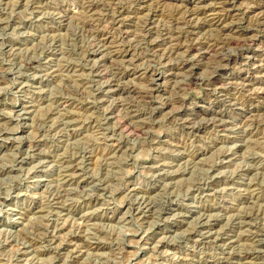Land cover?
Here are the masks:
<instances>
[{"label": "rangeland", "instance_id": "374dc122", "mask_svg": "<svg viewBox=\"0 0 264 264\" xmlns=\"http://www.w3.org/2000/svg\"><path fill=\"white\" fill-rule=\"evenodd\" d=\"M114 1L0 0V264L264 263V76L239 90L264 64V0ZM216 18L233 42L200 59ZM169 30L176 53L154 45ZM183 57L200 64L169 76Z\"/></svg>", "mask_w": 264, "mask_h": 264}, {"label": "bare ground", "instance_id": "6f19581e", "mask_svg": "<svg viewBox=\"0 0 264 264\" xmlns=\"http://www.w3.org/2000/svg\"><path fill=\"white\" fill-rule=\"evenodd\" d=\"M116 1V0H115ZM114 1V2H115ZM146 1H152V0H142L141 2H146ZM155 1V0H154ZM157 1H160V0H157ZM185 1V0H184ZM184 1H182V2H184ZM201 1V0H200ZM199 1V2H200ZM156 2V1H155ZM88 3V2H87ZM93 3H95V2H93ZM92 3V4H93ZM97 3V2H96ZM111 3V2H110ZM109 3V4H110ZM150 3V2H149ZM157 4L159 3V2H156ZM98 4V3H97ZM100 4V3H99ZM103 4V3H102ZM105 4V3H104ZM108 4V3H107ZM117 4H119V3H117ZM151 4V3H150ZM153 4H154V2H153ZM218 4L220 5V9L222 8V10L224 11L226 8H225V2H220V1H218ZM90 5V4H89ZM174 5V4H173ZM84 6H88V4L87 5H84ZM114 6H117V5H115L114 4ZM122 6V5H121ZM144 6V5H143ZM151 6H153V5H151ZM179 6V5H178ZM180 6H182L181 4H180ZM180 6H179V8H180ZM184 6V5H183ZM216 6V5H215ZM148 7V6H147ZM157 7V6H156ZM204 7V9H205V6H203ZM90 9H91V7H89ZM115 8V7H114ZM113 8V9H114ZM117 8V7H116ZM140 9V8H139ZM211 10H213V12H215L216 10H217V8H210ZM88 10V9H87ZM155 10H157L156 8H155ZM175 10V9H174ZM219 10V9H218ZM227 10V9H226ZM114 11V10H113ZM161 11V10H160ZM204 11V10H203ZM202 10H201V7L200 8H198V9H196L195 8V10H193V14H196V13H201V12H203ZM94 13L95 12H100V11H93ZM118 12H120V10H118ZM136 12V11H135ZM138 12H141V10H138ZM175 12V11H174ZM222 12V11H221ZM220 12V13H221ZM228 12V11H227ZM92 13V12H91ZM101 13V12H100ZM104 14H105V12H103ZM102 13V14H103ZM216 14H217V11L215 12ZM219 13V12H218ZM224 13V12H223ZM222 13V14H223ZM97 14V13H96ZM103 14V15H104ZM114 14V13H113ZM260 14V13H259ZM98 16V15H97ZM96 16V17H97ZM217 16V15H216ZM114 17H116V15L114 14L113 15V18ZM130 17V16H129ZM92 18V17H91ZM94 18V17H93ZM92 18V19H93ZM112 18V17H111ZM174 18V17H173ZM257 18V17H256ZM255 18V19H256ZM262 18V17H261ZM96 19V18H95ZM98 19V18H97ZM179 19V18H178ZM178 19H177V21L175 20L174 21V23H173V29H175V32L177 33V34H180V29L182 28H185L186 29V32H188V33H192V32H194V31H196V30H198V29H200V28H202L203 27V25L201 24V23H199L198 24V22H197V24L195 23H191L190 21L189 22H187L184 26H180V22L178 21ZM222 18H216V22H215V24H213L214 25V29L213 30H216L217 31V33L219 34V35H222L223 36V41L221 40V37L220 36H217V37H220V39H218V40H215L214 42H211L207 47H205V49H203V51L202 52H200L199 53V56L198 57H200V59H202L203 57L205 58L206 57V55L205 54H207L208 53V51L212 48V47H220L219 49L221 50V49H223V47H225L226 45H228V44H230V43H232L233 41V37L232 38H228L227 40H225L226 38H224V36H227V35H229V34H231L232 33V31H234V29H233V24H232V22L231 23H227L225 20L223 21V20H221ZM254 19V18H253ZM257 19H259V18H257ZM94 20V19H93ZM96 21V20H95ZM98 21V20H97ZM146 21H147V19H146ZM145 21V22H146ZM259 21V20H258ZM264 21V20H263ZM91 22V21H90ZM89 22V23H90ZM94 22V21H93ZM144 22V21H143ZM148 22V21H147ZM88 23V24H89ZM253 23V22H252ZM258 23H261V22H258ZM145 25H146V23H144ZM171 24H172V22H171ZM90 25V24H89ZM93 25V24H92ZM144 25V26H145ZM255 25V24H254ZM96 27V26H95ZM94 27V28H95ZM89 29H90V27H88ZM93 28V30H95ZM100 28V27H99ZM145 28V27H144ZM259 28V27H258ZM261 28H263V27H261ZM165 29V28H164ZM163 29V30H164ZM233 29V30H232ZM97 30V29H96ZM172 30V29H171ZM184 30V29H183ZM99 31V30H98ZM145 31H146V29H145ZM158 31V30H157ZM170 31V30H169ZM172 31H174V30H172ZM237 31V30H236ZM91 32V31H90ZM95 32V31H94ZM103 32V31H102ZM124 32V31H123ZM147 32H153V27H149V23H147ZM160 32V31H159ZM229 32V33H228ZM235 32V31H234ZM233 32V33H234ZM185 33V32H184ZM105 34V33H104ZM144 34H146V33H144ZM158 34V33H157ZM215 34V33H214ZM213 34V35H214ZM217 34V35H218ZM101 35V34H100ZM122 35V34H121ZM161 35H163V36H161ZM161 35H159V36H161L162 38L160 39V40H158V38L156 39L155 37V39L156 40H158V41H156V42H154V45H162V44H164V46H165V48L171 53V52H175V51H177L178 49H180V48H182V47H180L183 43L181 42V40H180V36H178L177 35V37L176 36H174L173 35V33L170 31L169 33H164V34H161ZM190 35V34H189ZM212 35V36H213ZM232 35V34H231ZM108 36V35H107ZM107 36H104L103 35V39H101L102 41H103V44H100V45H102V46H100L99 44V46H100V49H97L95 52L93 51V54L95 55V54H98V53H100V52H102V51H104V50H108V49H110L111 48V43H112V40H110V38L109 37H107ZM146 36V35H145ZM184 36V35H183ZM210 36V35H209ZM122 37V36H121ZM124 37V36H123ZM122 37V38H123ZM206 37V36H205ZM208 37V36H207ZM214 37V36H213ZM227 37H231V36H227ZM96 38V37H95ZM101 38V37H100ZM112 38V37H111ZM215 38V37H214ZM250 38V37H249ZM209 39V38H208ZM212 39V38H211ZM122 40V39H121ZM199 40V39H198ZM204 40V39H203ZM114 41V40H113ZM152 41V40H151ZM154 41V40H153ZM195 41H197V40H195ZM232 41V42H231ZM246 41H248V38H247V40ZM249 41H251V40H249ZM201 42V41H200ZM203 42V41H202ZM98 43V42H97ZM119 43V42H118ZM185 43V42H184ZM193 43H195V42H193ZM193 43H192V45L191 44H188V45H186V47H187V49L188 50H192V49H197L195 46H193ZM202 44V43H201ZM97 45V44H96ZM117 45V44H116ZM199 45V44H198ZM120 46V45H119ZM98 47V46H97ZM96 46H95V48H97ZM157 47V46H156ZM99 48V47H98ZM103 48V49H102ZM112 49V48H111ZM110 49V50H111ZM198 49H200V48H198ZM116 50V49H115ZM114 51V50H113ZM118 51V50H117ZM116 51V52H117ZM106 52V51H105ZM107 52H109V51H107ZM154 52V51H153ZM166 52V51H165ZM115 53V52H114ZM176 53V52H175ZM219 53V52H218ZM221 53V52H220ZM104 54V53H103ZM107 54H109V53H107ZM144 54H146V53H144ZM259 54V53H258ZM111 55H112V53H111ZM117 55V54H116ZM119 55V54H118ZM133 55V54H132ZM168 55H169V53H168ZM179 55V54H178ZM163 56V55H162ZM120 57L122 58V59H124L125 61H127V60H129L128 61V63H130L132 66H134V59L135 58H137V57H133V56H131V57H133L134 59H132V58H127L126 59V57H127V55L126 54H124L123 53V55H120ZM163 57H166V56H163ZM179 57H181V55L179 56ZM178 57V58H179ZM214 57H216V61H215V66L213 67V70H214V72H219V71H221V68H223V66L224 65H226V58L227 57H225L224 58V55L221 53V54H219V55H215ZM248 57H250V56H248ZM262 57V56H261ZM261 57L259 58V59H257L256 60V58L255 57H253V58H255V60L256 61H254L253 62V71H251V76L250 77H248V78H245V79H242L241 80V82H240V87H239V90H244V89H246L245 91H248L250 88H251V85H252V79L253 78H255L254 76L255 75H257V74H259L260 76H264V64H262V59H261ZM139 58V57H138ZM177 58V59H178ZM166 59V58H165ZM176 59V60H177ZM199 59V58H198ZM117 60V59H116ZM115 60V61H116ZM124 60H122V61H124ZM254 60V59H253ZM109 61H112V60H109ZM118 62H120V61H118ZM166 62V61H165ZM114 63V62H113ZM121 63V62H120ZM116 64V62L114 63V65ZM123 64V63H122ZM122 64H120L122 67L124 66V65H122ZM166 64V63H165ZM197 64H200V63H195V62H191L189 59H184V57L180 60L179 59V61L176 63L175 62V64L170 68V72H172V73H170L169 74V76L170 75H177L178 74V72L180 71H187V72H192V69H193V67H195V66H197ZM252 64V63H251ZM119 65V64H118ZM172 65V64H171ZM127 65H125V67H126ZM150 66V65H149ZM149 66H148V68H149ZM124 67V68H125ZM131 67V66H130ZM135 67V66H134ZM116 68V67H115ZM118 69H119V67H117ZM121 68V67H120ZM123 68V69H124ZM145 68V66L143 67V69ZM131 69V68H130ZM137 69V68H136ZM164 69V68H163ZM117 70V69H116ZM120 70H122V69H120ZM124 70H126V68L124 69ZM128 70V69H127ZM134 70V69H133ZM148 70V69H147ZM144 71L142 74L144 75H146L147 74V78H149L150 80H151V82H153L154 81V79H157V78H159L160 76H159V74H157V72L155 73V71L154 70H148V71ZM169 70V69H168ZM117 71H119V70H117ZM131 71V70H130ZM176 71H178V72H176ZM114 72V71H113ZM116 72V71H115ZM119 72H121V71H119ZM125 72V71H124ZM174 72H176V73H174ZM112 73V72H111ZM132 73H136V71H133ZM165 73H167V71L165 72ZM118 74V73H117ZM250 74V73H249ZM167 75V74H166ZM112 76V75H111ZM190 76V75H189ZM113 77V76H112ZM115 77V76H114ZM119 77H120V75H119ZM259 77V76H258ZM214 78V77H213ZM193 79V78H192ZM192 79H191V81H192ZM217 79V78H216ZM215 79V80H216ZM257 79V78H256ZM110 81H111V79H110ZM220 83L219 84H217V85H215V86H213V88H215L216 87V89H219V90H221V89H224L225 87H227V84H229L230 83V81L229 82H225V81H221V80H218ZM107 82V81H106ZM122 82V81H121ZM149 82V81H148ZM150 82V83H151ZM108 83V82H107ZM215 83V82H214ZM232 83V82H231ZM239 82H237V84H238ZM117 84V83H116ZM190 84H192V83H190ZM233 84V83H232ZM108 85V84H107ZM126 85V84H125ZM124 85V86H125ZM116 86V85H115ZM115 86H114V88H115ZM235 86H237V85H235ZM126 87V86H125ZM124 87V88H125ZM124 88L122 87L121 88V85L119 84L116 88H115V91L114 92H116L117 94L118 93H122V91L124 90ZM130 88V87H129ZM133 88H134V86H133ZM113 89V88H112ZM126 89V88H125ZM234 89V88H233ZM147 91H145V92H143L142 91V93H140V94H138V96L139 97H141V98H143L142 100H145L144 98H146L148 95H150V90H148V89H146ZM213 90V89H212ZM262 90V89H261ZM109 91V90H108ZM257 91V90H256ZM264 91V90H263ZM111 92H112V90H111ZM132 92V91H131ZM139 92V91H138ZM137 92V93H138ZM219 92V91H218ZM249 92V91H248ZM251 92H254L253 90L251 91ZM135 93V92H134ZM243 93V92H242ZM130 94V93H129ZM135 95V94H134ZM137 95V94H136ZM225 95V94H224ZM252 95V94H251ZM250 95V96H251ZM256 95H257V93H256ZM249 96V97H250ZM132 97V96H131ZM149 97V96H148ZM223 97V96H222ZM258 97H259V95H258ZM261 97L264 99V92L262 93V95H261ZM123 98V97H122ZM133 98V97H132ZM228 98V97H227ZM231 98V97H230ZM125 99H126V97H125ZM124 99V100H125ZM135 99V98H134ZM224 99V98H223ZM120 100V99H119ZM118 100V101H119ZM123 100V101H124ZM166 100V99H165ZM122 101V100H121ZM122 101V102H123ZM128 101V100H127ZM133 101V100H132ZM135 101V100H134ZM147 101V100H146ZM145 101V102H146ZM170 101V100H169ZM117 102V101H116ZM151 104H152V102L151 101H149ZM171 102V101H170ZM173 102V101H172ZM228 102V101H227ZM233 102V101H232ZM132 103V102H131ZM130 103V104H131ZM245 103V102H244ZM120 104H122V103H120ZM125 104H127V103H125ZM129 104V103H128ZM129 104V105H130ZM169 104H171V103H169V102H167V100L166 101H163V103L161 104V105H163V106H169ZM132 105V104H131ZM122 106V105H121ZM229 106H231L230 104H229ZM126 107V106H125ZM128 107V106H127ZM154 107V106H153ZM133 108V107H132ZM136 108H138V107H136ZM135 108V109H136ZM161 108V107H160ZM128 109H130V108H128ZM127 109V110H128ZM134 108H133V110H135ZM152 109V108H151ZM249 109V108H248ZM132 110V111H133ZM170 110V109H169ZM263 111H264V108L262 109ZM148 111V110H147ZM152 111H153V109H152ZM129 112V111H128ZM131 112V111H130ZM153 113V112H152ZM248 113H251V110L250 111H248ZM138 114V113H137ZM128 115V114H127ZM131 115V114H130ZM130 115H129V117H130ZM134 115H135V112H134ZM148 115H149V113H148ZM252 115V114H251ZM254 115V114H253ZM141 116V115H140ZM133 117V116H132ZM255 117V116H254ZM137 119V118H136ZM145 119V118H144ZM210 119V118H209ZM212 119V118H211ZM254 120V119H253ZM256 120V119H255ZM136 121H138V120H136ZM142 121H143V119H142ZM185 122H187V123H190V121H188L187 119H185L184 121H183V124L185 123ZM192 122V121H191ZM255 122H257V121H255ZM130 124H131V122H129ZM135 123L136 122H134V126H135ZM138 123V122H137ZM140 123V122H139ZM258 123V122H257ZM143 124V123H142ZM218 124H220V123H218ZM133 125V124H132ZM221 125V124H220ZM137 126V125H136ZM142 126V125H141ZM185 126V125H184ZM191 126L193 127V125L191 124ZM190 126V127H191ZM138 127V126H137ZM139 127H140V125H139ZM138 129V128H137ZM252 131V130H251ZM247 132V131H246ZM72 166H74V165H72ZM70 167V166H69ZM72 168V167H71ZM63 176H64V174H63ZM69 178V177H68ZM70 179V178H69ZM141 205H143V207H141V208H144V209H146L145 210V212H148L149 211V209H150V205L147 203V202H143L142 201V203H141ZM139 208V207H138ZM140 208V209H141ZM144 213V212H143ZM209 234V233H208ZM221 239V238H220ZM227 242V241H226ZM258 256V255H257ZM262 256V255H261ZM261 259H263V258H261ZM260 259V260H261ZM263 261V260H262ZM261 262V261H260ZM250 263L252 264V262L250 261ZM259 263V262H258ZM237 264V263H236ZM243 264V263H242ZM245 264V263H244ZM254 264V263H253ZM256 264V263H255ZM262 264H264V263H262Z\"/></svg>", "mask_w": 264, "mask_h": 264}]
</instances>
